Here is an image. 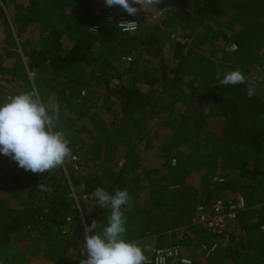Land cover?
I'll list each match as a JSON object with an SVG mask.
<instances>
[{
  "label": "trees",
  "instance_id": "16d2710c",
  "mask_svg": "<svg viewBox=\"0 0 264 264\" xmlns=\"http://www.w3.org/2000/svg\"><path fill=\"white\" fill-rule=\"evenodd\" d=\"M0 2L8 11L0 5V23H6L9 14L21 34L39 28L33 47L24 51L29 59L27 65L19 54L15 53L16 60H12L9 52L3 64L13 62L10 76L19 83L25 81L29 91H33L28 69L34 74L42 102L49 107L60 106L57 130H62L69 140L70 156L78 159L66 158L68 174L64 164L47 173L34 174L0 154V264H28L29 253L45 255L54 264H78L79 259L85 258L81 255L84 226L77 224L72 235L64 231L67 218L80 210L69 196L70 182L77 188L84 184L86 192L97 187L110 194L117 189L128 190L131 199L122 206L124 238L128 241L143 244L151 236L171 231L174 235L191 232L199 245L205 242L202 239H207V230L195 223L193 214L195 202L209 205L210 196L202 199L198 190L187 183L190 172L177 180L181 173L178 167L161 177H156L160 169L145 168L146 164L153 165L145 163L152 153L143 150V143L150 140V127L161 121V126H168L165 115L154 114L155 109H161L158 89L182 109L177 114L178 131L163 135V140L170 139L169 143L161 142L165 151L176 152L180 142L200 134L198 141L206 154L198 158L193 150L189 157L183 155V161H194L193 167L203 166L213 174L223 173V196L238 199L235 196L241 195L245 203L237 227L229 231V242L208 258L199 256L193 264H222V259L231 264H264V208L262 213L253 208L255 195L264 183V100L257 95L248 98L246 84L225 87L216 79L218 71L236 69L249 78L248 64L258 58L264 24L251 23L249 18L244 19L241 29L219 31L216 21L227 14L226 0H161L154 5L158 10H175L158 26V31H153L152 41L147 42L144 39L150 34L143 30L144 11L137 17L122 15L138 23L137 30L124 38L107 21L111 9L104 8L96 14L94 0ZM68 7L81 12L77 20L66 14ZM174 24L184 31L193 30L195 40L190 44L171 40L169 29ZM92 25L99 26L98 32L90 31ZM4 31L8 29L4 27ZM198 42L205 45L195 62L193 47ZM223 43L237 46L234 57L238 65L233 66L228 56L220 65L205 55L207 49H220ZM13 46L16 50L17 46ZM130 53H135L132 61H123L122 57ZM174 60L181 61V65L173 66ZM193 63L211 83L200 96L191 93L194 82L189 75L195 72ZM114 79L121 85L112 87ZM202 98L210 99L207 109ZM6 99L0 91V104ZM197 103L204 114L195 120L189 114ZM93 110L96 111L92 113ZM138 145L141 152L137 151ZM133 155L141 161L128 160ZM75 163L78 170L73 167ZM137 178L142 182L139 187L135 185ZM210 182L211 179L206 184ZM81 209L87 225L93 219L106 223L110 214L109 208L92 204L82 203ZM32 231L38 233L44 248L37 245L33 250L29 245ZM186 238L176 243L191 241L187 235Z\"/></svg>",
  "mask_w": 264,
  "mask_h": 264
},
{
  "label": "rangeland",
  "instance_id": "374dc122",
  "mask_svg": "<svg viewBox=\"0 0 264 264\" xmlns=\"http://www.w3.org/2000/svg\"><path fill=\"white\" fill-rule=\"evenodd\" d=\"M95 1H96V6H94V8L96 7L95 8L96 14H98L97 12L106 8V10L111 9L109 11V13H110V15H113L115 17L114 18L115 20H117L118 18H123L122 15H125V16L128 15L126 12H124L118 6L117 7H107L105 4L104 5L101 4L100 0H94V2ZM226 3H227V7H228L227 14L216 21L217 29L219 31H223V30L228 31L229 28H234V27H236V29H241L239 26L242 27V25H244V22H245L244 19H249V18L252 19L251 23L254 21L255 22L258 21V22L264 24V0H245V1H243V0H226ZM238 4H241L240 8L236 7ZM0 5L4 8L5 12L8 13V11L6 10V8L2 2H0ZM16 7H18V6H16ZM174 10H175L174 8H168L165 10H158L154 5L145 6L141 10V11H144L146 13L145 14V20L142 23V25H144L143 30L145 31V34H150V35H148L149 37H147L144 40H148L147 42L152 41L153 38H152L151 34H153V31H158V29H157L158 26L166 18H168L169 15ZM80 13L81 12L79 10H76L74 7H68V9L66 10V14L75 20L78 19ZM127 20H129V19H127ZM107 21H108V18H107ZM114 25H115V23H114ZM139 25L141 26L140 22H139ZM94 26H98V25H92L91 28H93ZM4 27H5V29L6 28L8 29V32L4 31ZM91 28H90V31H91ZM38 29H39L38 27H35L33 29V31L29 30L27 33H25V32L22 34L19 33L18 26L13 22V19L11 18V16L9 14H7L6 23H0V91L4 92V95L7 96V98L9 96L19 94L21 92L29 91V89H28L29 85L25 81L24 82L21 81L19 83V82H17V80L15 78L11 77L9 73L11 72L13 62L12 63L10 62V63L5 65V64H3V60L6 57V55L8 54V52L10 53V58L12 60H16V55H15V53H16V54H19L22 56L23 63L25 65H27L29 59L26 56H24V51H29L33 47V40H34L35 36L38 34V31H39ZM169 31L171 32V40L180 41L182 44H184V43L190 44L191 41L195 40L193 30L184 31L180 27H178L176 24H174L169 29ZM93 33H96V32H93ZM8 34H9V36H8ZM122 34L124 35V38H126L128 35H130L129 33L128 34L122 33ZM13 44H15L17 46L16 50L14 49ZM203 45H205V44L198 42L197 45H195L193 47L194 61L195 62H198V59L201 56V53H199V52L202 51ZM231 47H232V45L228 46V45H224V43H223L220 49L218 48L214 51L211 49L210 50L207 49L206 51L205 50L204 51H205V55H207L212 60L216 61L217 64L221 65L223 59H225V57L228 56L227 59L231 63H233V66H235V65H238L239 62L236 60V57H234V52H236V51H232ZM223 49H225V51H223ZM215 51H216V53L211 55V53H213ZM256 53H258L257 60L253 63L248 64V66L250 68L248 80L253 81L255 83V88L257 87L256 90H257V92L260 93L259 94L260 96H258V95L257 96L264 100V37H262L261 45L259 47V50ZM129 56H132L134 58L135 53H130ZM124 57H127V55ZM124 57H122V59ZM172 65L177 67V66L181 65V61L174 60ZM192 68L195 70V72H193V74L189 75V76H191V81L194 82L191 93H193L196 96H200V95L204 94L208 85L211 86V83L209 82L208 79H205L201 76L198 64L196 65L195 63H193ZM27 73L29 74L31 84H32L35 92L38 95L37 88H36L35 83H34V74L31 73L30 71H28V69H27ZM157 74H158V76L160 75L159 72H157ZM246 87H247V85H246ZM6 100L3 102H6ZM157 102L160 105L161 109L160 110H158V108L155 109L154 114L157 115L156 117H158L159 115H165V117H164L166 120L165 123H167V125H168V126H164V127L161 126L162 121L159 123L157 122L155 125H153V127H154L153 130L155 131V135L153 136V139H155L156 141H161V139L163 140L162 137H163V135H165V133H168V132L171 133L172 132V135H175L174 131H178V128L180 127V125H179L177 114L182 112V109L178 107V104H176V102L171 100L169 97L165 96L164 93L162 92V90H160V89H158V91H157ZM202 103L205 106V109H207L206 107L209 105L210 99L202 98ZM98 104L99 105H98L97 109L100 107L101 101L98 102ZM94 111H96V110H93L92 113H94ZM152 112H153V110H152ZM187 113H189V112L187 111ZM202 114H204V110L202 108H200L199 104L197 103L195 105V107L193 108V111H191V113L189 115L190 116L193 115L194 119L198 120L201 118ZM151 115H153V114H151ZM167 117H169V119ZM171 127H172V129H174L173 131H171ZM168 129H170V130H168ZM149 134H151V133H149ZM164 140L167 141L166 137ZM198 140H200V134L193 139L184 140L183 142H180L182 145L179 146V148H178L179 150H177L176 152H167V151H165V148H163L162 143L161 144L157 143V145L152 146L151 141H148L147 142L148 144L145 145V147L147 149H153V154L151 157H149V159L150 160L153 159V161H145V163L151 162V163H153V165H151V164H146V165L144 164V165L146 166L145 168L147 170L154 169V168L160 169L161 172L157 173L156 177H161V175L170 172L175 167H178V169L181 172L179 174L177 180H180L181 178H185L186 174L188 173V175H189V172H190L191 174L189 175L190 178H189L188 184L189 185L194 184L197 187V189L199 190L198 191L199 196L202 199H205V197L210 196V198H209L210 199L209 204H210L216 197L224 195L223 192L221 193L220 187L222 185H225V184H218V183L214 182V178L216 177V175L213 174V172L211 173L212 170H205V168L203 166H199V165L197 166L199 168H197V167L195 168V167H193L194 161H191L190 163L187 161H183V158H184L183 155H186L187 157H189L190 152L193 150L197 152L198 158L200 156H202V154H206L204 149H202L200 147ZM169 141H170V139H168L167 143H169ZM220 148L222 149V147H220ZM213 156H215V155L211 154V157H213ZM140 158H141V156H140ZM174 159H176V161H177V165L175 167H173L171 165V161H174ZM216 161H217V163H220V160L218 158ZM196 162H198V161H196ZM122 163H124V162H122ZM156 163H159V166ZM218 172L221 175H223V173H221L220 171H218ZM135 173H138L139 175H141L136 170H135ZM219 173H217L218 176H220ZM142 174H144V171L142 172ZM127 175H129L131 177H135L134 174H130L129 172H127ZM137 177H139V176L137 175ZM209 179H211V182L206 184ZM156 181L159 182V180H156ZM135 185L137 187H139L140 182L139 181L135 182ZM259 191H260L259 195L257 196L256 200H254L255 205L253 208L257 209V211H259V213H262L263 208H264V198H263L264 197V183L261 186ZM238 200L245 207L244 199L238 198ZM193 215L195 217V212ZM70 216H71L72 220L65 223L66 225H65L64 231H66L67 234L72 235L73 230L75 229V226L77 224L84 225V224H86V222H85L84 213L82 212V209H81V211L80 210L77 211V215H70ZM236 227H237V222L234 223L232 225V227L229 228V231L235 229ZM32 234H33V237L29 238V245L33 248V250L36 248L37 245H40V247L44 248V245L42 244L43 241L38 240V233L35 231H32ZM186 235L188 237H190L188 239H191V241H189L188 243L184 242V244H177L176 243V241H186L187 240ZM186 235H183L182 232H177L176 235L169 233V232H165V233H162L160 235H154V236H151L148 238V239L153 238V240H149L148 242H146L147 241V239H146L145 240L146 243L144 242L142 244V243L138 242V244L141 246L142 250L144 251L145 256L148 259H150L151 251L153 250L154 247H156L155 245H157V247H171L174 244L180 245L185 254L187 253V254H190L191 256H194V261H193V263H194L195 260L199 257V255L197 254L198 248H199V242L196 240L193 233L187 232ZM206 235L208 237H210L211 240H208L206 242L205 239H202V241H205L204 243L208 244L209 242L212 241L213 235L208 231L206 232ZM224 244H226V243H222L221 245H224ZM45 247H46V245H45ZM34 256H36V255H34ZM200 256H204V255L200 254ZM27 257H30V258H28V264H31V259L33 258V255H31L29 253ZM40 257H42L45 260V264H46V262H47V264H54V262L51 261L45 255L41 254ZM221 262H222V264H231L227 259H222Z\"/></svg>",
  "mask_w": 264,
  "mask_h": 264
},
{
  "label": "clouds",
  "instance_id": "9594fccd",
  "mask_svg": "<svg viewBox=\"0 0 264 264\" xmlns=\"http://www.w3.org/2000/svg\"><path fill=\"white\" fill-rule=\"evenodd\" d=\"M107 7H120L129 16L137 17L145 7L160 4L161 0H104ZM124 32L138 27L137 20L117 24ZM92 30L96 29L93 27ZM221 85L246 84V95H256L255 83L239 69L217 72ZM60 106L45 105L37 93L21 92L9 96L0 104V154L16 162L18 167L34 174H44L62 166L71 154L69 140L59 126ZM101 207L107 206L110 214L105 222L93 219L84 224L83 244L78 264H152L138 242L126 240L122 206L131 199L127 189L110 194L97 187L93 192ZM159 264V260L157 261Z\"/></svg>",
  "mask_w": 264,
  "mask_h": 264
},
{
  "label": "built area",
  "instance_id": "2783aa9c",
  "mask_svg": "<svg viewBox=\"0 0 264 264\" xmlns=\"http://www.w3.org/2000/svg\"><path fill=\"white\" fill-rule=\"evenodd\" d=\"M101 4H105L104 0H100ZM106 5V4H105ZM112 17V18H111ZM115 17L113 15H110L108 17V21L111 22L113 25L117 26V24L121 21H130L123 18H118L117 20L114 19ZM114 25V26H115ZM95 30H92V32H97L99 27L94 26ZM118 30H120L122 33L128 34L135 32L137 30H130L128 32H124L119 27H116ZM232 51L237 50L236 45H232L231 47ZM132 56H127L123 58V61H132ZM121 84V81L114 79L111 82L112 87H117ZM69 156L68 158H70ZM74 160H78L76 157H71ZM66 161L64 162V168L66 170ZM171 165L175 167L177 165L176 159L174 161H171ZM74 169L78 170L79 165L78 163L74 164ZM66 173L68 174L67 170ZM214 182L218 184H224L226 182L225 178L216 176L214 178ZM44 188V187H43ZM70 198H72L76 204L77 207L81 211V205L84 204H93L100 206L98 200L94 197L93 191L86 192L85 185L81 184L78 188L72 186L70 182ZM101 208H108L107 206L101 207ZM244 205L239 202L238 199H227L226 196H219L216 197L209 205H205L201 202L195 203V223L199 224L200 226H203L208 232H210L213 235V239L211 242L203 243L198 248V254H203L206 258L211 256L213 253H215L220 245L222 243H228L229 242V228L232 227L234 223L237 222L239 213L244 210ZM71 216L67 218V222L71 221ZM262 230H264V225L261 227ZM209 240L211 238L209 237ZM152 264H157V261L159 260V264H193L194 257L187 256L183 252V250L179 246H171V247H154L151 251V257L149 259Z\"/></svg>",
  "mask_w": 264,
  "mask_h": 264
},
{
  "label": "crops",
  "instance_id": "0c3cea01",
  "mask_svg": "<svg viewBox=\"0 0 264 264\" xmlns=\"http://www.w3.org/2000/svg\"><path fill=\"white\" fill-rule=\"evenodd\" d=\"M256 89H257V87H256ZM260 93L259 92H257V90H256V95H258V96H260L259 95ZM151 128V134H150V140H148V141H151V144H152V146H155V145H157V143L158 144H161V141L163 142V140L161 139V141H156L155 139L153 140V127H150ZM163 138V137H162ZM148 141H146L145 143H143L144 144V146H143V150L145 151V153L146 152H148V153H152L153 154V149H147L146 147H145V145H147L148 143ZM137 151H139V152H141V147H140V145H138L137 146ZM135 153H137V152H135ZM138 154V153H137ZM134 155H136V154H134ZM133 155V158H130V159H128V160H130V161H141L140 159H138V157L136 158L135 156ZM149 161H153V159L152 160H149ZM213 171H211V173H212ZM216 176H218V174L216 173L215 174ZM219 177H222V178H225L224 176H222L220 173H219ZM142 176V175H141ZM140 177V176H139ZM189 178L190 177H188V180H187V183H188V181H189ZM226 179V178H225ZM141 179H139V178H137V180H135V182H140V186H141V184H142V182L140 181ZM204 183V182H203ZM193 187H195L196 189H197V187L194 185V184H191ZM198 190V189H197ZM199 191V190H198ZM260 192V191H259ZM259 192L255 195V198H254V200H256V198H257V196L259 195ZM237 197H239V198H243L241 195H236L235 196V198H237ZM264 198V197H263ZM255 205V204H254ZM254 207V206H253ZM257 210V209H256ZM169 233H172L171 231H168ZM206 238L207 239H205L206 240V242L209 240V237L206 235ZM149 240H153V238L152 239H147V241L146 242H148ZM145 242V243H146ZM156 244V243H155ZM155 246H157V245H155ZM173 246H177L176 244H174ZM178 246H180V245H178ZM200 246V245H199ZM180 248L182 249V247L180 246ZM183 250V249H182ZM184 252V251H183ZM187 254V253H186ZM198 254V253H197ZM40 255L41 254H36V256H33V258L31 259V264H45V260L42 258V257H40ZM190 255V254H189ZM199 256H200V254H198ZM191 256V255H190ZM192 257H194V256H192ZM196 258V257H195ZM46 264H47V262H46Z\"/></svg>",
  "mask_w": 264,
  "mask_h": 264
}]
</instances>
